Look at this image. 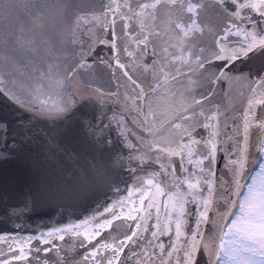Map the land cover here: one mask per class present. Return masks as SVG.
I'll use <instances>...</instances> for the list:
<instances>
[{
	"label": "water",
	"instance_id": "1",
	"mask_svg": "<svg viewBox=\"0 0 264 264\" xmlns=\"http://www.w3.org/2000/svg\"><path fill=\"white\" fill-rule=\"evenodd\" d=\"M169 11L166 0H0V233H36L94 214L157 172L148 149L173 124L214 106V183L193 261L213 264L235 208L264 42L184 107L180 75L190 65Z\"/></svg>",
	"mask_w": 264,
	"mask_h": 264
},
{
	"label": "flooded vegetation",
	"instance_id": "2",
	"mask_svg": "<svg viewBox=\"0 0 264 264\" xmlns=\"http://www.w3.org/2000/svg\"><path fill=\"white\" fill-rule=\"evenodd\" d=\"M166 3L171 35L190 65V72L180 75L188 82L179 91L186 107L209 94L226 66L264 42V0ZM210 108L215 112L214 106L204 109L210 113ZM247 108L253 122L264 119V71ZM191 114L148 149L157 163L154 175L132 181L122 195L87 218L36 233H0V264H193L213 190L214 157L208 138L196 129L188 132L192 125L185 120ZM262 128L264 122L252 127L244 149L258 151ZM233 206L231 217L235 199Z\"/></svg>",
	"mask_w": 264,
	"mask_h": 264
},
{
	"label": "rangeland",
	"instance_id": "3",
	"mask_svg": "<svg viewBox=\"0 0 264 264\" xmlns=\"http://www.w3.org/2000/svg\"><path fill=\"white\" fill-rule=\"evenodd\" d=\"M209 110L212 112L208 113L206 109L195 111L185 121L192 125L188 129L189 133L196 129L199 136L208 138L211 155L215 159L216 114L214 108ZM251 114V108H247L245 141L252 127L256 124L262 126L264 122L261 118L254 123L249 118ZM258 137L261 145L256 153L249 146L243 147L234 196L237 208L220 235L213 264H264V128L258 131Z\"/></svg>",
	"mask_w": 264,
	"mask_h": 264
}]
</instances>
